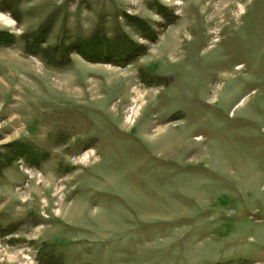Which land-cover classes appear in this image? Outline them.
Returning <instances> with one entry per match:
<instances>
[{"label":"rangeland","instance_id":"rangeland-1","mask_svg":"<svg viewBox=\"0 0 264 264\" xmlns=\"http://www.w3.org/2000/svg\"><path fill=\"white\" fill-rule=\"evenodd\" d=\"M0 16V264H264V0Z\"/></svg>","mask_w":264,"mask_h":264},{"label":"trees","instance_id":"trees-1","mask_svg":"<svg viewBox=\"0 0 264 264\" xmlns=\"http://www.w3.org/2000/svg\"><path fill=\"white\" fill-rule=\"evenodd\" d=\"M143 32L145 31L143 30ZM115 41L116 42L114 43V46H110L109 42H104L105 47L102 49V53L106 52V50L109 49L108 52L103 54L105 56L104 59L97 57L96 53L94 52L95 46L91 42L86 47L78 48V50L87 58V61L105 62V60H110V63L119 67H126L133 61L135 62V58L144 55V46H138L137 44H134L130 41H123L122 36L117 37ZM111 52L113 54H111ZM88 54L92 55L89 56ZM122 54L126 57V59L116 61ZM51 63H53V61H51Z\"/></svg>","mask_w":264,"mask_h":264},{"label":"bare ground","instance_id":"bare-ground-1","mask_svg":"<svg viewBox=\"0 0 264 264\" xmlns=\"http://www.w3.org/2000/svg\"><path fill=\"white\" fill-rule=\"evenodd\" d=\"M7 20H8V19H7L6 17H4V16L1 17V16H0V21H2V22H6V23H9V22H7ZM10 23H12V22H10ZM139 99H140L139 97H136V98H135V101H133L134 105H136V106H139V105H140V101H139ZM133 109L136 110V108H134V107H133ZM130 117H131V116L127 117V120H128V121L130 120ZM86 158H87V156H86ZM47 184H48V182H46V183L44 184V187L40 186V189H41V190H44V194H45L46 190H47V193H49V190H50V191L52 190V187H51V186H48ZM41 194H42V193H41ZM44 194H42V197L45 196ZM33 195H35V194H33ZM36 196H38V194H37Z\"/></svg>","mask_w":264,"mask_h":264}]
</instances>
